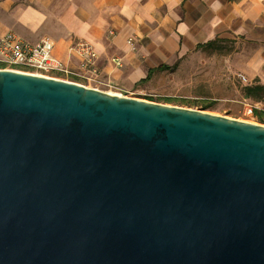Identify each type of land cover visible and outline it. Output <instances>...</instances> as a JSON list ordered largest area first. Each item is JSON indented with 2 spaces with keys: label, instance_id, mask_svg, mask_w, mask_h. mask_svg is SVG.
Listing matches in <instances>:
<instances>
[{
  "label": "water",
  "instance_id": "obj_1",
  "mask_svg": "<svg viewBox=\"0 0 264 264\" xmlns=\"http://www.w3.org/2000/svg\"><path fill=\"white\" fill-rule=\"evenodd\" d=\"M0 264H264V125L0 68Z\"/></svg>",
  "mask_w": 264,
  "mask_h": 264
},
{
  "label": "crops",
  "instance_id": "obj_2",
  "mask_svg": "<svg viewBox=\"0 0 264 264\" xmlns=\"http://www.w3.org/2000/svg\"><path fill=\"white\" fill-rule=\"evenodd\" d=\"M8 31L31 42L52 39L55 56L73 70L82 58L70 45L88 42L96 52L93 83L103 91L145 82L150 70L205 43L237 40L240 74L264 96V0H0V33Z\"/></svg>",
  "mask_w": 264,
  "mask_h": 264
},
{
  "label": "rangeland",
  "instance_id": "obj_3",
  "mask_svg": "<svg viewBox=\"0 0 264 264\" xmlns=\"http://www.w3.org/2000/svg\"><path fill=\"white\" fill-rule=\"evenodd\" d=\"M242 47L237 40H214L177 59L170 68L155 71L145 82L105 91L264 125V100L244 95L243 86L247 82L240 77L238 66ZM51 75L65 78L62 73ZM82 82L91 85L88 87L99 86ZM247 105L252 106L251 112L247 111Z\"/></svg>",
  "mask_w": 264,
  "mask_h": 264
},
{
  "label": "built area",
  "instance_id": "obj_4",
  "mask_svg": "<svg viewBox=\"0 0 264 264\" xmlns=\"http://www.w3.org/2000/svg\"><path fill=\"white\" fill-rule=\"evenodd\" d=\"M129 43L133 38H128ZM54 41L43 37L36 42L21 38L12 31L0 33V68L38 74L52 77L51 73H62L64 80L86 85L94 82L97 73L96 52L92 46L84 40H76L70 45V51L81 56V70H73L65 66L54 54ZM117 61V60H116ZM245 80V77L240 74ZM87 86V85H86ZM98 88L97 86H93ZM248 112L252 106L247 105Z\"/></svg>",
  "mask_w": 264,
  "mask_h": 264
},
{
  "label": "trees",
  "instance_id": "obj_5",
  "mask_svg": "<svg viewBox=\"0 0 264 264\" xmlns=\"http://www.w3.org/2000/svg\"><path fill=\"white\" fill-rule=\"evenodd\" d=\"M165 68H169V66L162 65L160 66L159 69H165ZM152 72L153 71L150 70L147 76L144 79H142V81L148 80ZM243 91H244V95L248 98L256 99V100H264L263 87L259 84H254V83L246 84L243 86Z\"/></svg>",
  "mask_w": 264,
  "mask_h": 264
},
{
  "label": "bare ground",
  "instance_id": "obj_6",
  "mask_svg": "<svg viewBox=\"0 0 264 264\" xmlns=\"http://www.w3.org/2000/svg\"><path fill=\"white\" fill-rule=\"evenodd\" d=\"M107 92H109V93H115V92H111V91H107ZM115 94H119V93H115Z\"/></svg>",
  "mask_w": 264,
  "mask_h": 264
}]
</instances>
